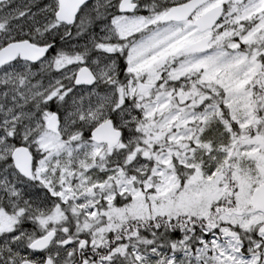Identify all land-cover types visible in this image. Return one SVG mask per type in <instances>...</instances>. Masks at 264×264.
Segmentation results:
<instances>
[{
  "label": "snow or ice",
  "instance_id": "snow-or-ice-1",
  "mask_svg": "<svg viewBox=\"0 0 264 264\" xmlns=\"http://www.w3.org/2000/svg\"><path fill=\"white\" fill-rule=\"evenodd\" d=\"M0 264H264V0H0Z\"/></svg>",
  "mask_w": 264,
  "mask_h": 264
}]
</instances>
